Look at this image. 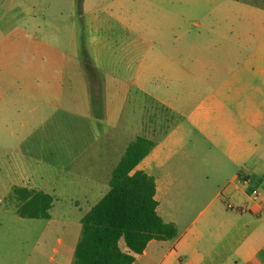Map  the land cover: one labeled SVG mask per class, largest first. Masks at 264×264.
Wrapping results in <instances>:
<instances>
[{
	"label": "crops",
	"instance_id": "obj_1",
	"mask_svg": "<svg viewBox=\"0 0 264 264\" xmlns=\"http://www.w3.org/2000/svg\"><path fill=\"white\" fill-rule=\"evenodd\" d=\"M224 5L0 0V201L53 197L49 219H22L45 221L42 239L61 231L56 264H73L82 218L138 138L153 147L133 172L155 179L178 237L133 264H264V21L252 19L264 10ZM174 192L213 193L218 210L181 227L160 212Z\"/></svg>",
	"mask_w": 264,
	"mask_h": 264
},
{
	"label": "trees",
	"instance_id": "obj_2",
	"mask_svg": "<svg viewBox=\"0 0 264 264\" xmlns=\"http://www.w3.org/2000/svg\"><path fill=\"white\" fill-rule=\"evenodd\" d=\"M88 70L97 109L99 83L90 66ZM152 147L153 143L142 138L128 146L113 170L110 190L82 218L73 264H133L150 241H172L178 237L176 225L166 223L157 213L155 179L142 171L133 172ZM11 194L19 217L50 218L52 196L23 188H15Z\"/></svg>",
	"mask_w": 264,
	"mask_h": 264
},
{
	"label": "rangeland",
	"instance_id": "obj_3",
	"mask_svg": "<svg viewBox=\"0 0 264 264\" xmlns=\"http://www.w3.org/2000/svg\"><path fill=\"white\" fill-rule=\"evenodd\" d=\"M236 1L225 0V9L239 11L251 6L264 10V0ZM252 19L256 21L257 25H260L264 21V14L258 12ZM240 21L242 24H247L249 17H241ZM83 56L88 60V55L83 54ZM2 195L0 193V196ZM213 195V193L203 194L202 198L197 193L178 194L174 192L165 194L161 199L162 208L160 212H171L180 218L182 216L181 227H186L193 222L195 225H199L209 214L218 210L219 204L217 202L211 203ZM5 197L0 201V264H56L59 256L55 253V249L59 251L64 249L59 240L63 238L61 231L56 230L52 234L53 238L42 239L40 236L45 232L46 222L22 219L16 212L17 203L13 200L12 194L8 193ZM170 200L175 204L174 208L171 209L168 206ZM189 203L191 205H187ZM57 213L58 210H55L54 216L56 218ZM261 228H264V225H261ZM27 235L32 237L27 238Z\"/></svg>",
	"mask_w": 264,
	"mask_h": 264
},
{
	"label": "built area",
	"instance_id": "obj_4",
	"mask_svg": "<svg viewBox=\"0 0 264 264\" xmlns=\"http://www.w3.org/2000/svg\"><path fill=\"white\" fill-rule=\"evenodd\" d=\"M253 196H255L256 198L260 196V193L257 190L253 191Z\"/></svg>",
	"mask_w": 264,
	"mask_h": 264
}]
</instances>
